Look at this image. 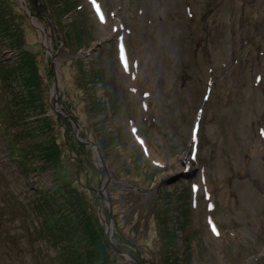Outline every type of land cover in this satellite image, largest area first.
I'll use <instances>...</instances> for the list:
<instances>
[{"label":"rangeland","instance_id":"1","mask_svg":"<svg viewBox=\"0 0 264 264\" xmlns=\"http://www.w3.org/2000/svg\"><path fill=\"white\" fill-rule=\"evenodd\" d=\"M0 97V264H96L104 196L142 263L264 264V0H0Z\"/></svg>","mask_w":264,"mask_h":264},{"label":"trees","instance_id":"2","mask_svg":"<svg viewBox=\"0 0 264 264\" xmlns=\"http://www.w3.org/2000/svg\"><path fill=\"white\" fill-rule=\"evenodd\" d=\"M77 6H75V8H77ZM24 65L26 67L25 71L29 74V77H31V79L33 80V81L31 80V82L34 84L36 83L38 84V79L35 76V68L33 67V64L26 62V64ZM6 139L8 142H10V138L8 136H6ZM12 141L16 143V140L14 138H12ZM19 150L20 151H14L13 154L17 156V159L19 161H21L22 160L21 154H23L22 152L24 153L26 152L22 148H20ZM24 162L26 163L27 166L33 165V161L30 159H25ZM34 164H35V160H34ZM33 167H35V165ZM36 168H39V165H37V163H36ZM37 188H39V190L41 191H47V187L44 186V184L42 183H38ZM88 212H89V209L82 213H78L77 224H76L78 227L85 229L84 237L87 240L86 243L89 245L88 253L91 256V258L94 259L96 264H113L112 261L109 260L108 253H109V250L111 249H113L115 252L116 250L113 248L111 243L107 242L106 240L107 236L105 237L101 236L100 231L98 230L97 221L93 217L95 213L93 212V214L88 215ZM115 244L117 245V247L122 249L121 246L118 243H116V241H115Z\"/></svg>","mask_w":264,"mask_h":264},{"label":"water","instance_id":"3","mask_svg":"<svg viewBox=\"0 0 264 264\" xmlns=\"http://www.w3.org/2000/svg\"><path fill=\"white\" fill-rule=\"evenodd\" d=\"M36 26L38 27V29H41V27L43 26V24H41L39 22H36ZM56 106H58L57 103H56ZM53 108L56 109L55 106H53ZM65 114L68 115L67 113H65ZM75 127L78 128L77 125H75ZM73 134L77 138H79L78 131L73 132ZM79 140L81 142L83 141L86 145L92 146L97 151V154H98L100 160L102 161V165L104 166V168L106 169V171L109 173V169H108L107 163L104 160L103 155L101 154L100 149L97 146V144L93 143L89 138H87L85 140H82V139L79 138ZM104 197L107 198L108 202L110 203V207H111L110 217H109L107 231H106L107 238L110 241L111 245L113 246V248L116 250L117 253H119V254L123 255L124 257L128 258L129 260H131V264H147V263H142L133 254H131L129 252H126V251H123L122 249H120L119 247H117V245L115 244V242H114V232H113V220H112V214H113L112 213V209H113L112 200L108 196H104Z\"/></svg>","mask_w":264,"mask_h":264},{"label":"snow or ice","instance_id":"4","mask_svg":"<svg viewBox=\"0 0 264 264\" xmlns=\"http://www.w3.org/2000/svg\"><path fill=\"white\" fill-rule=\"evenodd\" d=\"M100 18H101V20H103V16H101ZM121 51H123V46H121ZM124 67H125V69H127V67H128L127 62L124 63ZM213 232L218 235V232H216L215 228H213Z\"/></svg>","mask_w":264,"mask_h":264}]
</instances>
